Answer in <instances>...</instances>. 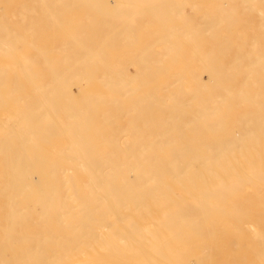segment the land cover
<instances>
[{
	"label": "bare ground",
	"instance_id": "6f19581e",
	"mask_svg": "<svg viewBox=\"0 0 264 264\" xmlns=\"http://www.w3.org/2000/svg\"><path fill=\"white\" fill-rule=\"evenodd\" d=\"M107 3L0 0V264H179L175 251L188 253L183 247L194 243L203 244L201 258L217 257L208 264H226L240 249L237 264H250L264 253L243 242L258 228L245 225L255 211L229 197L246 186L247 161L264 169V80L249 73L264 70V0H243L240 22L250 35L228 32L231 48L214 51L220 35L202 25L206 52L223 64L202 60L188 92L182 73L156 82L153 67L133 60V72L145 69L141 77L149 78L137 82L131 63L109 62L108 47L136 29L124 17L98 19ZM177 3L149 8L164 20L182 13ZM224 20L214 13L206 23ZM179 34L166 33L159 56L174 55ZM46 36L60 44L43 47ZM239 67L263 88L250 95L245 81L225 87L234 74L219 69ZM229 92L244 96L222 105ZM216 193L227 202L214 205Z\"/></svg>",
	"mask_w": 264,
	"mask_h": 264
},
{
	"label": "rangeland",
	"instance_id": "374dc122",
	"mask_svg": "<svg viewBox=\"0 0 264 264\" xmlns=\"http://www.w3.org/2000/svg\"><path fill=\"white\" fill-rule=\"evenodd\" d=\"M127 1L130 2L131 5L128 4ZM177 1H179L180 4L177 3ZM125 2L127 3L125 4ZM164 2L165 0H151V1H146V2H143L141 0H135V1L108 0V3L103 6L105 8H102V10L105 9V12L101 10L100 11L101 14L99 15L97 14L98 16L97 18L100 20H103V23L114 24V23L119 22L121 18L124 17L125 18L123 21L124 26L128 24L129 26H133L136 29V31L130 35L132 36L131 38L127 37V39L121 40L119 42V45H116L113 49L108 47L107 52L111 53L109 57L110 63L112 64L131 63L129 65L126 64V66L128 65L127 67H128L130 77L136 76L134 78H137L135 79V81L137 82L147 81L149 80V78L141 77L143 75H146L145 69L140 71L139 73H136L134 71L135 72L134 73L133 72V70H135L134 65L137 67H140L142 64H145V65H149L153 67V70H151V74L149 76L154 77L153 80L156 82H165V81L171 82L173 81V79L174 80L177 79L178 75L183 74L182 76H184V78H182L179 81L181 82L180 86L185 89V92H188L189 88L192 87V85L197 81L196 78L193 77L194 78L193 79L191 76L192 75L197 76L201 72L200 66L203 64L202 60H209L210 62L209 61L207 62L213 65L223 64V62L213 59V56L215 54L212 55L210 53H207L209 52L208 51L209 48L208 46L205 47L206 45H204V43L209 39H207V36H205V29L202 27V25H204L209 30L212 29L213 30L212 32H215L216 34L220 35L218 36V39L213 42V44L209 45V47L213 48L214 51L216 50L219 51L224 46L227 48H231V41L228 42V40L226 39V34L228 32H231L232 37L235 38L239 34V30L243 31V25L241 27V22H240L241 20L244 19V17L241 14V6L243 4V0H170V2H173L174 4L177 3L178 5L177 10H180L179 8H181V10L183 9L182 13L181 14L179 13L178 15H171L170 17H166L164 18V20H162V17L154 16L152 14V8H149V7H156L158 5L164 6L163 5ZM189 6L194 7V12L197 14L193 13L192 8H189ZM127 7H133V9L127 10L126 9ZM225 7H227L226 12H224V9H223ZM88 8L89 7L83 8L84 10L81 9V13H79L80 10H78L77 11L78 13L76 14L84 15L88 13ZM189 10L191 12H189ZM214 13H220V16L225 17V20L215 25L207 24L206 21L208 19H211V17L214 16ZM45 29L46 28L43 26V29L41 32L45 31L46 33L44 32V34L50 36L51 31H49L48 29L46 30ZM187 29L188 31L189 29L190 31H192V32H189V36L186 35L188 34L186 31H185L186 34L184 32V30H187ZM245 30L250 35V29H249L248 23H247V27ZM245 30L242 32V34L245 32ZM172 31H174L176 34L177 32L178 34L184 33V35L188 37L186 38V36L182 34L174 36L175 41H176V42L174 41L175 42L174 47L176 49V52H174V55L166 54V55L159 56L158 55L159 51L163 50L166 45L165 42L162 41V39L167 37L166 33L172 32ZM39 32L40 31H38L37 39L38 41H41L42 36L44 34L39 33ZM242 34H240V37H239L240 39L239 38L236 39V40L239 39V41H236L234 39L235 40L234 42H240L242 38L241 37ZM49 36H46V37L49 38V42L51 43L47 42L43 47L52 48V47L58 46V43L60 44V39L51 40L50 39L51 36L50 37ZM178 36L180 37V40L179 38H177ZM43 37H45V35ZM46 39L44 38L43 39L44 41L42 40V42H46ZM154 39H157V40H154ZM186 40L188 41L186 42ZM146 42H148L149 44L152 43V45L147 48ZM237 45H239V43ZM237 45L232 46V47H237ZM192 48L193 49L195 48L194 49L195 51L193 50L194 52L191 50ZM258 48L261 51V53H264V43L259 42ZM177 50H179L180 52L178 53ZM234 50L235 49L232 48L230 53H232ZM240 50L242 49L237 48L235 52L238 53ZM151 57L154 61H148V59H150ZM133 60L136 62V64L134 65L132 64ZM90 67H91L92 72L93 71L95 73L98 72L96 71L98 68L94 62L90 64ZM108 70H112V69H108ZM221 70L222 69H219V74L223 77H227V76L234 74V77L232 79H223V81L228 84L225 87H232L234 85V82L245 81L246 84L250 86V89H249L250 95H254L256 92H258L259 90L263 88L260 84L253 83L254 81L253 77L252 78L245 77L246 72L243 71L244 70L243 68L239 67L238 73L235 71H232V72L226 71V73H223L221 72ZM130 72L134 73L135 75L133 76V74ZM254 72L258 74V78H263L264 80V70L258 69L256 71H249V73L252 75ZM172 73L173 74L176 73V74L172 75ZM186 74L188 76H186ZM190 74L192 75L190 76ZM187 77L188 79L189 78L190 79L188 80ZM204 78H206V80L209 79L207 73L204 74ZM154 86L156 88L157 84H155ZM174 87L178 88V84H176ZM146 88H149V87L147 86ZM175 90L177 91V89ZM223 95L225 97V100H229V102L225 101V103L222 105L234 104L233 103L234 98L241 99L244 96L243 94L238 93V92H229L228 94H223ZM249 120L251 121L250 118ZM246 163L247 164L249 163V164L248 165L246 164L245 166L246 167V174H245L246 180L244 183L246 184V186L244 187L245 190L243 189L242 191H238V192L235 191L236 193L234 192V194L236 195L233 196L234 195L233 194L229 198L230 200L233 201L234 204L242 206V207H246L248 211L251 210L250 215L252 214L251 213L252 211H255V216H253L252 214L251 217H248L246 221L248 224L246 223L245 225L249 226L250 224L253 223L258 228L257 230L254 231L256 233H252V235L250 234L249 236H246L243 242L245 244L249 243L247 245L249 246L252 245L253 247H255L254 249L264 250V226H263L264 225L263 224L264 223V169L261 167L262 165L261 166L259 165L258 161L257 163L254 161V163L258 164L257 168L254 167L255 164L253 163V161H247ZM230 180L233 183H236L237 179H230ZM214 196H215V199L213 197L212 202L216 206H219L222 203V201H226L227 199V196L224 198V196L219 193H216V195ZM218 210H219L218 213L220 215H226V216L228 215V210L222 211L221 208H218ZM256 217H258V219ZM3 222L4 221H0V225L3 224ZM48 230L49 228L44 229L41 233L47 234ZM169 245L171 246L172 244H169ZM25 246H26V243L23 247ZM172 247L176 248L177 246L173 244ZM202 247H203L202 243H194L191 246H184L183 247L184 251H187L188 253L183 252V251H175V253L178 254L179 256V258H176L175 260L179 262V264H208L210 263L209 261H218L217 257H214V256L210 257L209 260H206L205 258H201L200 248ZM179 248H182V247L179 246ZM238 251L239 253L229 258L230 260H227L226 264H237V262L240 260L241 255H242V250L240 249ZM263 254L264 253H262V255ZM262 255L261 257L259 255L251 256L248 259L249 263L251 264L252 262V264H258V263L264 264V255L263 257ZM252 257L256 260L255 261L256 263L254 262V259ZM223 261H226V260H223ZM245 264H248V262L246 261Z\"/></svg>",
	"mask_w": 264,
	"mask_h": 264
}]
</instances>
